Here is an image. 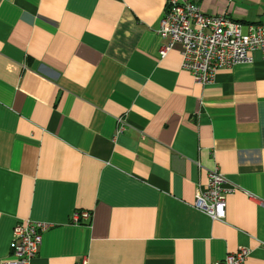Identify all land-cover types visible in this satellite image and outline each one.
I'll return each instance as SVG.
<instances>
[{
    "label": "crops",
    "instance_id": "1",
    "mask_svg": "<svg viewBox=\"0 0 264 264\" xmlns=\"http://www.w3.org/2000/svg\"><path fill=\"white\" fill-rule=\"evenodd\" d=\"M194 2L264 24V0ZM166 0H0V264L45 223L28 264H264V59L201 86L160 57ZM222 221L192 207L213 167ZM89 212L73 223L72 213Z\"/></svg>",
    "mask_w": 264,
    "mask_h": 264
},
{
    "label": "built area",
    "instance_id": "2",
    "mask_svg": "<svg viewBox=\"0 0 264 264\" xmlns=\"http://www.w3.org/2000/svg\"><path fill=\"white\" fill-rule=\"evenodd\" d=\"M156 34L166 39L157 53L160 57L177 47L180 67L193 82L205 86L212 83L217 72L236 64L251 63V53L258 51L264 59V24H246L230 20L224 14L206 15L192 1L166 0ZM206 184L195 195L192 207L209 219L222 221L225 211L224 179L213 167L206 175ZM89 212L72 213L73 223L89 219ZM45 223L24 220L13 225L8 258L1 264H28L41 243ZM264 246V242L261 243ZM248 249L239 247L212 264H244ZM76 264H88L82 257Z\"/></svg>",
    "mask_w": 264,
    "mask_h": 264
}]
</instances>
